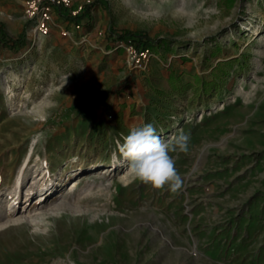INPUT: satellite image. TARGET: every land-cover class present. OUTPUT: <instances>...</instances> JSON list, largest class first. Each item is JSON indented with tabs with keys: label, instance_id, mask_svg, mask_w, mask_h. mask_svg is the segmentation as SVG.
I'll return each instance as SVG.
<instances>
[{
	"label": "rangeland",
	"instance_id": "374dc122",
	"mask_svg": "<svg viewBox=\"0 0 264 264\" xmlns=\"http://www.w3.org/2000/svg\"><path fill=\"white\" fill-rule=\"evenodd\" d=\"M34 1L0 0L8 34L26 30L29 41L16 53L0 49V264H264V177L232 189L219 207L214 196L206 210L191 214L178 195L182 186L157 190L125 175L128 162L117 147L123 137L109 134V128L129 132L120 114L127 107L130 115L142 112L146 124L160 120L163 130L178 118L221 111L237 126L226 145L241 133L254 138L230 149L225 168L237 171L252 152L264 157V0H103L106 8L97 5L86 26L51 9L48 33L32 35ZM95 1L62 7L74 16ZM109 28L159 41L136 77L127 45L106 40ZM170 79L176 84L166 87ZM204 84L211 85L207 92ZM159 136L173 138L170 130ZM102 168L109 172L99 175ZM21 169L23 190L32 181L37 187L19 194L12 215L20 220L6 222ZM72 180L78 184L64 197L72 206L46 213L42 222L27 219L59 203ZM229 184L209 175L206 190L221 194ZM228 204L235 209L220 212ZM245 204L256 211L247 215L248 239L211 245L230 237L224 228L237 225Z\"/></svg>",
	"mask_w": 264,
	"mask_h": 264
},
{
	"label": "crops",
	"instance_id": "0c3cea01",
	"mask_svg": "<svg viewBox=\"0 0 264 264\" xmlns=\"http://www.w3.org/2000/svg\"><path fill=\"white\" fill-rule=\"evenodd\" d=\"M165 84L166 87L167 85H170L169 80L165 81ZM160 87L161 86H157L155 88L160 92ZM159 92V96H164V94H161ZM164 92L167 94L166 91ZM137 103L139 104L138 101ZM143 105L144 102H141L138 108H141ZM129 111L130 108L127 107L124 108L120 113L121 117L124 118L123 124L128 128L129 132L122 134L121 130L119 131L114 130V128H109L111 130V133L109 134H113V137H116V133H118L121 137L124 138V136L128 135L132 129L142 127L147 123L145 115H141L142 112L130 115ZM117 112L118 111H116V113ZM221 116V111H219L211 115H203L198 120L193 119L192 121L185 120L184 122H180V119L178 118L179 120L177 119V121L173 122L172 124L168 122L170 128L165 129L166 131L170 130L173 135V138L169 141L173 140L181 133L186 134L189 137L187 152H172L171 156L175 160L177 170H184L183 173H179L182 177L183 183L178 195L183 197L185 199V202L188 203V212H190L191 214L193 212H197L195 209L206 210L208 199L214 196H216L214 205L215 207H219L217 203L219 202L220 198L230 199L232 189H243V187H245V185H248V182L256 175H259L261 178L264 177V157H259V154H257V152L250 153V158H246V163L243 164V166L240 165V168L237 171L225 168L222 158L224 156L226 158L227 156H229L228 153L230 152V149L236 145H248V143L253 141L254 138L250 139L245 136L248 133H241V135L239 134L237 136V141L234 142V145H226L229 144L228 142H230V140H232L234 136V133L232 132H234L237 126L232 120H223ZM153 121L156 125L154 126V128L156 129L157 135H159L160 133H164L165 130L161 129L158 122L160 120L154 119ZM177 123H180V126H178V130L177 128H175V125H177ZM255 134L261 135V133H258V131L255 132ZM192 145H198V147L194 148L192 147ZM194 150H196L197 153L194 154ZM183 153L186 156L182 159L183 164L181 165L180 156ZM208 166L213 168L211 170L214 171H209ZM209 175L216 177V179H219L223 183H231L229 185H223L225 188H221L222 196L220 193L210 194L206 190V179ZM237 175L239 176V179L238 181H235L234 178ZM253 190L254 189H251L245 194L243 193L244 196L241 193V197L246 199L253 193ZM259 195L262 196L263 194L260 193ZM233 209H235V207H232L231 204H228L225 206H221L220 212H223V214H229L231 213V211H233ZM238 210H242L244 215H246H242L239 218L237 225H234L231 228L228 226L224 228L227 229V233L230 234V237L222 239L217 237L214 239L216 242H211V245L218 246L224 245L226 243L230 244L232 240H236L239 242L243 240V242H245L248 239V233L252 229V227L250 225L251 218L247 215L256 211L252 212L251 206L247 204H245L243 208L239 206ZM258 212H262V207H260V211ZM199 214H201V212H199ZM220 233H222V229L216 231V235H219Z\"/></svg>",
	"mask_w": 264,
	"mask_h": 264
},
{
	"label": "clouds",
	"instance_id": "9594fccd",
	"mask_svg": "<svg viewBox=\"0 0 264 264\" xmlns=\"http://www.w3.org/2000/svg\"><path fill=\"white\" fill-rule=\"evenodd\" d=\"M189 137L181 133L173 140L165 142L156 133L152 124L134 128L117 143L120 156L128 162L127 174L157 190L167 187L178 191L183 183L172 152H187Z\"/></svg>",
	"mask_w": 264,
	"mask_h": 264
},
{
	"label": "trees",
	"instance_id": "16d2710c",
	"mask_svg": "<svg viewBox=\"0 0 264 264\" xmlns=\"http://www.w3.org/2000/svg\"><path fill=\"white\" fill-rule=\"evenodd\" d=\"M100 4H104L105 8L107 6L106 1L99 0L95 1L92 4L85 5L81 7V9L76 13V15L72 16L71 13H67V11L62 7L58 5H51V8L54 9L59 16L64 18V20L74 23L76 25H80L83 23L84 26L88 25L89 23V17L91 11ZM106 40L108 42L112 41L113 43H119V44H125L127 46H131L135 51H143V50H153L154 48H157L159 46V41L155 39H151L148 35L145 33H142L140 31H116L112 30L111 28L108 29L106 34ZM29 44L26 30H22V32L12 37L8 34L4 24L0 22V49L8 50L10 52L16 53L20 49L24 48ZM233 61H228L227 65H231ZM175 80L170 79L169 84L170 86H174L176 83ZM205 85V92L208 91L210 88V84H204Z\"/></svg>",
	"mask_w": 264,
	"mask_h": 264
},
{
	"label": "bare ground",
	"instance_id": "6f19581e",
	"mask_svg": "<svg viewBox=\"0 0 264 264\" xmlns=\"http://www.w3.org/2000/svg\"><path fill=\"white\" fill-rule=\"evenodd\" d=\"M36 33V32H35ZM34 32H32V35H34L35 34ZM8 101H9V105L11 106V104H12V99H11V97H9L8 98ZM26 161L27 160H25V162H24V165H23V167L26 165ZM23 169V168H22ZM22 169H21V171H20V173H19V175H18V177H17V179H16V182H15V184H14V186H13V188H12V191H11V195H12V200H10V202L8 203V205H7V211H8V214H7V216L5 217V221L7 222V221H13V222H17V221H19L20 219L18 218H16V219H13V216L14 215H12L13 213H15V211H16V207H17V205H18V200H19V194L20 193H22L23 191H24V194H25V196H27V195H29L31 192H32V189L34 188V187H37V184H36V181H32L26 188H24V190H23V188H22V185H23V171H22ZM109 172V168H102V170L100 171V172H98V174L99 175H104V174H106V173H108ZM126 173H125V175H127V170L125 171ZM95 174H91L90 176H94ZM122 177H124V176H122ZM78 184V182H77V180H72L71 182H69L68 183V188H65L64 189V196H60V198H59V203H54V204H52V205H50L49 206V208L46 210V212H44L43 210H40L39 211V213H38V215L36 214L34 217L32 216H30V217H28L27 219H29L31 222H36V221H41V219H42V217L46 214V213H48V214H53V213H58L59 212V210H61L63 207H67V206H72V205H68V204H66V202H67V200L64 198L65 197V195L66 194H68L69 192H71L72 190H73V188H75L76 187V185ZM66 186V187H67ZM93 187V186H92ZM67 189V190H66ZM46 193V192H45ZM44 193V194H45ZM37 200H38V203H41L43 200L42 199H44L43 198V194H41L40 196H38L37 198H36ZM45 200V199H44ZM47 208V207H46ZM23 219V218H22ZM25 220V219H24ZM42 222V221H41ZM34 226H35V224H34ZM36 228V227H35Z\"/></svg>",
	"mask_w": 264,
	"mask_h": 264
},
{
	"label": "built area",
	"instance_id": "2783aa9c",
	"mask_svg": "<svg viewBox=\"0 0 264 264\" xmlns=\"http://www.w3.org/2000/svg\"><path fill=\"white\" fill-rule=\"evenodd\" d=\"M70 0H35L30 5L31 12H37V19L31 32L36 35H46L52 18L51 5L58 4L67 8ZM77 12L73 13L76 14ZM127 52L132 60L134 76L136 73L144 71L151 55L149 50L135 51L131 46H127Z\"/></svg>",
	"mask_w": 264,
	"mask_h": 264
}]
</instances>
